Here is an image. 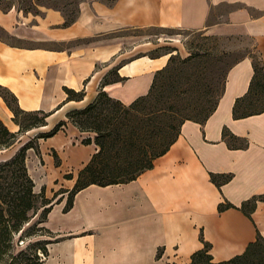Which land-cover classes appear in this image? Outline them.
<instances>
[{"label": "crops", "instance_id": "0c3cea01", "mask_svg": "<svg viewBox=\"0 0 264 264\" xmlns=\"http://www.w3.org/2000/svg\"><path fill=\"white\" fill-rule=\"evenodd\" d=\"M221 7L229 8L221 11ZM63 20L62 12L54 8L44 9L41 15L16 7L0 9V26L12 38L36 43L92 39L70 48L0 39V85L16 95L21 108L52 112L46 125L20 134L15 144L0 150L13 148L1 157L66 119L68 111L92 102L100 89L124 104L148 92L154 73L171 53L121 61L128 51L123 42L105 38L120 28L157 26L218 36L246 35L264 60V0H116L113 5L90 0L80 4L74 23L62 27ZM114 68L123 79L104 84ZM253 73L249 55L232 64L217 106L205 122L184 121L166 153L135 179L90 184L75 194L68 211H63L65 193L40 223L49 235L34 238L49 240L44 263L189 264L191 255L203 247L202 239L211 245L212 260L222 261L241 254L257 233L264 237V200L257 201L250 217L238 208L264 193V111L237 119L232 115L234 101L247 92ZM64 87L84 89L85 94L57 109L66 98ZM12 116L0 96V119L17 131ZM224 127L246 138L248 145L228 146L221 136ZM23 134L28 136L20 142ZM84 136L67 121L54 135L37 140L38 154L27 150L26 164L35 159L47 197L60 188L71 189L78 171L96 151L94 143H82ZM210 172L232 177L218 187ZM224 199L236 207L218 211ZM158 249L162 253L156 257Z\"/></svg>", "mask_w": 264, "mask_h": 264}, {"label": "trees", "instance_id": "16d2710c", "mask_svg": "<svg viewBox=\"0 0 264 264\" xmlns=\"http://www.w3.org/2000/svg\"><path fill=\"white\" fill-rule=\"evenodd\" d=\"M114 1L111 0L109 3H105L112 5ZM10 6H0V9L8 10ZM19 8L23 12H30L24 8ZM54 9L60 10L59 8ZM79 11L78 8L72 16H68L61 11L64 17L61 26L66 27L76 21ZM0 31L8 34L1 26ZM174 50L173 48L164 53H170ZM161 54L149 56L155 57ZM200 56L203 55L191 54L187 58L179 59L176 54L172 53L167 63L154 73L148 92L137 97L129 104H124L100 89L92 102L81 109L68 111L66 120H59L48 131L37 133L13 154L0 157V264H45L43 260H39L37 249L41 250L42 254L46 256L49 240H35L36 247H28L27 243V247L24 249L17 247L19 249L17 251L16 234L18 235V241H24L23 237L49 235V230L40 223L46 220L53 205L62 200L64 193L67 194V197L63 211H68L72 207L75 194L90 184L105 186L126 183L135 179L143 171L151 168L157 157L166 153L178 138L180 127L184 121L194 120L201 124L205 122L215 110L223 93L228 69L239 59L227 67L225 74H223L222 88L217 96L214 95L213 84L209 83L198 92L199 94L193 100L194 102H189L186 107H180L177 104V97L187 92L186 89H182L187 82H175L172 73L176 69L179 74L184 73V68L181 65L188 67L195 58ZM249 56L252 60L254 73L247 92L234 101L232 115L236 119L264 111V103L259 104L261 98L258 96L254 98L257 92L258 94L259 92L263 93L264 90V60L259 55V62L252 55L249 54ZM176 62L179 65L174 67L173 64ZM122 79L123 77L114 68L110 75L103 79V83ZM64 91L66 98L57 106V109L66 101L83 99L85 94L84 89L75 90L74 88L64 87ZM0 96L13 113L12 120L19 126L17 131H11L0 119V150L15 144L20 134L47 124V117L52 113L51 111L21 108L16 95L3 85H0ZM173 101H176V103ZM199 103L201 108L195 107V109H192V105L197 104L200 106ZM205 103L209 104L204 106ZM189 109L191 111L197 110L202 116L198 119L192 118L188 113ZM67 121L85 133L82 143H94L97 149L91 155L89 161L78 171L72 188H60L48 198L45 195L44 186L39 192L34 189L35 182L26 164L27 150L32 148L38 154L37 140L54 135ZM91 133H93V136ZM221 136L230 147L244 148L248 145L246 138L234 135L226 127L222 129ZM55 158V162L58 164L57 155H55ZM64 177L71 178L72 175L65 174ZM231 177V173L210 172V180L218 187L228 182ZM259 200H264V193L252 196L238 208L250 217ZM230 207L236 206L224 199L218 204V211ZM38 213L39 218L32 225L28 224ZM22 233H24V236H22ZM202 241L203 247L191 255L189 264H264V237L259 233L241 254L222 261H213L210 253V243L203 239ZM27 249H30V253H27ZM161 253V249H158L156 257H159Z\"/></svg>", "mask_w": 264, "mask_h": 264}, {"label": "rangeland", "instance_id": "374dc122", "mask_svg": "<svg viewBox=\"0 0 264 264\" xmlns=\"http://www.w3.org/2000/svg\"><path fill=\"white\" fill-rule=\"evenodd\" d=\"M84 1H90V0H0V6L6 7L8 5H11L10 8L16 7L19 10H22L19 8L21 7L24 8L25 10H29L30 13L34 15H41L43 13V10L47 8H59L61 11H63L64 14H67L68 16H72L77 12L78 8L80 10V4ZM100 1H103L104 3L105 2L109 3L111 0H100ZM228 8L229 7H221L220 10L225 11ZM36 12L37 14H35ZM23 13L27 14L28 12H23ZM0 37L2 40H5L7 42H13L22 45H45L54 48H61V47L70 48L79 44L92 41V39L85 38V39H76L64 43L61 42L36 43V42H29L27 40H20L14 37L12 38L10 37L9 34L2 33L1 31H0ZM105 38L106 39L117 38L123 42L124 48L128 51L121 58V61L128 59L129 57H134L138 55L140 56L143 54L157 55L167 52L173 48L175 50L170 53L176 54L177 58L179 59L187 58L191 54L203 55L198 58H195L188 67L181 65V67L184 68V73L179 74L177 69L175 70V72L172 73V77L175 80V82L176 81L180 83L187 82L182 87V89H186L187 92L177 97V101H178L177 104H179L180 107H186L189 102H194L193 100L198 96L199 94L198 92H200L203 88H205L206 85L209 83L213 84L214 95L217 96V94L220 92L222 88V84L224 80L223 74H225L227 67L237 59H240L244 55L250 54L258 62L260 60L258 54L254 51L253 41L251 40L250 37L246 35L218 36V35L207 34L204 31H192L189 29H179V28L163 29L160 27L151 26L146 28H133V27L120 28L112 33L107 34ZM177 65H179L177 62L173 64L174 67H176ZM257 96L261 98L259 100V104L264 103V90L263 93L259 92L258 94L257 92V95L254 98H257ZM173 102L176 103V101ZM206 104L209 103H205L204 106H206ZM195 107H198L199 109L201 108V104L200 106L197 104L192 105V109H195ZM188 113L191 115L192 118L195 119H198L202 116L199 114L197 110L191 111L189 109ZM91 135L93 136V133H91ZM25 136L28 135L23 134V138L21 137L20 142L24 140ZM12 151L13 148H10L5 152H0V157L2 155H8ZM35 165L37 167V163H35V159L33 158L29 161V165L27 166H29L31 174L35 176L38 186L37 190L39 192L42 186L44 185L42 184L43 179L42 177H39V172L36 169ZM66 197L67 194L65 198ZM38 212L40 213V210ZM39 213L34 217L33 222L39 218ZM33 222L30 223V225H32ZM22 236H24V233H22ZM44 236L40 235V238H44ZM17 237L18 235L16 234L15 243H17L16 244L17 251L20 248L24 249L25 247H27V245L28 247H33V248L37 246V243L34 242L35 240L33 239L35 237H31V238L23 237L24 239L23 242L20 240L18 241ZM27 253H30V249H27ZM37 253L39 255V260H43L44 258V255L42 254L43 252L37 249Z\"/></svg>", "mask_w": 264, "mask_h": 264}, {"label": "built area", "instance_id": "2783aa9c", "mask_svg": "<svg viewBox=\"0 0 264 264\" xmlns=\"http://www.w3.org/2000/svg\"><path fill=\"white\" fill-rule=\"evenodd\" d=\"M23 242V241H22Z\"/></svg>", "mask_w": 264, "mask_h": 264}]
</instances>
